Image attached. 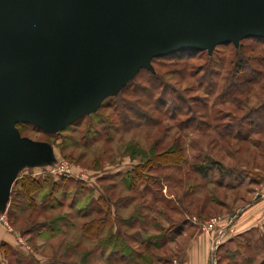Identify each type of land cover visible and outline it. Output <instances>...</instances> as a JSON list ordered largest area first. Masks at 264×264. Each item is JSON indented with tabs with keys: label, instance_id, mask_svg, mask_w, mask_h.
Here are the masks:
<instances>
[{
	"label": "rangeland",
	"instance_id": "obj_1",
	"mask_svg": "<svg viewBox=\"0 0 264 264\" xmlns=\"http://www.w3.org/2000/svg\"><path fill=\"white\" fill-rule=\"evenodd\" d=\"M16 129L45 149L0 195V264H264V212L236 226L264 199L263 40L154 58L63 129Z\"/></svg>",
	"mask_w": 264,
	"mask_h": 264
},
{
	"label": "water",
	"instance_id": "obj_2",
	"mask_svg": "<svg viewBox=\"0 0 264 264\" xmlns=\"http://www.w3.org/2000/svg\"><path fill=\"white\" fill-rule=\"evenodd\" d=\"M264 40V0H0V195L63 129L154 58Z\"/></svg>",
	"mask_w": 264,
	"mask_h": 264
},
{
	"label": "crops",
	"instance_id": "obj_3",
	"mask_svg": "<svg viewBox=\"0 0 264 264\" xmlns=\"http://www.w3.org/2000/svg\"><path fill=\"white\" fill-rule=\"evenodd\" d=\"M242 211H244V210H242ZM242 211L239 214V216L236 217V218H238L237 223H236L237 228L245 226V224H247L251 221V218L253 221L257 218V215H260L264 212V199H261V200L257 201L256 203L251 204V206L247 207V209H245V211L243 213H242ZM203 254H205V253H203ZM189 264H192V262Z\"/></svg>",
	"mask_w": 264,
	"mask_h": 264
},
{
	"label": "trees",
	"instance_id": "obj_4",
	"mask_svg": "<svg viewBox=\"0 0 264 264\" xmlns=\"http://www.w3.org/2000/svg\"><path fill=\"white\" fill-rule=\"evenodd\" d=\"M257 40H262V39H257ZM264 41V40H263ZM184 52H200V51H184ZM177 53H179V52H177ZM164 57V56H163ZM28 182V183H27ZM17 183V182H16ZM38 186H37V182L36 181H34V180H31V181H22L21 183H20V190H21V192H23V194L25 195V194H27L26 196L28 197V198H30V196H31V194L34 192V191H36V190H38ZM30 200V199H29ZM88 228H89V226H84L83 227V230H84V232L86 231H88Z\"/></svg>",
	"mask_w": 264,
	"mask_h": 264
}]
</instances>
